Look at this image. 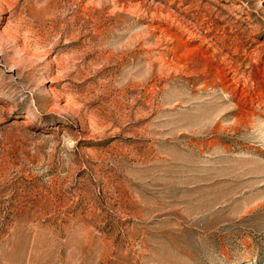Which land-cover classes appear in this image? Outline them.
<instances>
[{"label": "rangeland", "instance_id": "374dc122", "mask_svg": "<svg viewBox=\"0 0 264 264\" xmlns=\"http://www.w3.org/2000/svg\"><path fill=\"white\" fill-rule=\"evenodd\" d=\"M0 264H264V0H0Z\"/></svg>", "mask_w": 264, "mask_h": 264}, {"label": "bare ground", "instance_id": "6f19581e", "mask_svg": "<svg viewBox=\"0 0 264 264\" xmlns=\"http://www.w3.org/2000/svg\"><path fill=\"white\" fill-rule=\"evenodd\" d=\"M217 70H218V69H217ZM230 71H231V70H230ZM217 72H218V76H221V75H222V69H219ZM223 73H224V72H223ZM212 75H213V74H212ZM216 76H217V75H216ZM224 76H225V75H224ZM218 79H219V78H218ZM226 79H227V78H226ZM217 82H219V81H217ZM213 83H214V82H213ZM221 85H222L223 89H224V88H228V87L230 86V84H224V83H223V84L221 83Z\"/></svg>", "mask_w": 264, "mask_h": 264}]
</instances>
